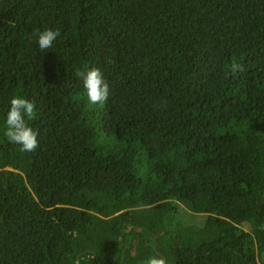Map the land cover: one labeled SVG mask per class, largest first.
<instances>
[{
	"label": "trees",
	"instance_id": "trees-1",
	"mask_svg": "<svg viewBox=\"0 0 264 264\" xmlns=\"http://www.w3.org/2000/svg\"><path fill=\"white\" fill-rule=\"evenodd\" d=\"M16 95L34 152L4 135ZM153 255L264 264V0H0V264Z\"/></svg>",
	"mask_w": 264,
	"mask_h": 264
},
{
	"label": "clouds",
	"instance_id": "clouds-1",
	"mask_svg": "<svg viewBox=\"0 0 264 264\" xmlns=\"http://www.w3.org/2000/svg\"><path fill=\"white\" fill-rule=\"evenodd\" d=\"M34 35L38 48L44 52L53 47L54 41L61 33L59 29L46 28ZM77 75L82 79L89 103L102 105L108 100L109 85L101 69L92 67L87 72H80ZM35 116L34 102L19 95L11 98L6 113L4 135L9 142L20 145L24 152H34L39 146L38 132L28 123L29 120L35 119ZM146 264H167V262L163 257L153 255L148 258Z\"/></svg>",
	"mask_w": 264,
	"mask_h": 264
},
{
	"label": "rangeland",
	"instance_id": "rangeland-1",
	"mask_svg": "<svg viewBox=\"0 0 264 264\" xmlns=\"http://www.w3.org/2000/svg\"><path fill=\"white\" fill-rule=\"evenodd\" d=\"M136 170L137 171H143L144 173L149 174L151 173L150 171H148V167H147V163L140 161L137 166H136ZM148 176H144V178L148 177ZM137 247V246H136Z\"/></svg>",
	"mask_w": 264,
	"mask_h": 264
}]
</instances>
